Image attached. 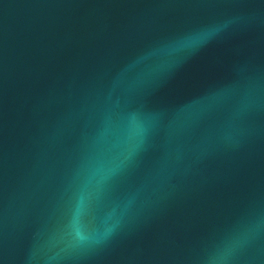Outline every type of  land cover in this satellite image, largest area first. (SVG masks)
I'll list each match as a JSON object with an SVG mask.
<instances>
[{"label":"water","instance_id":"1","mask_svg":"<svg viewBox=\"0 0 264 264\" xmlns=\"http://www.w3.org/2000/svg\"><path fill=\"white\" fill-rule=\"evenodd\" d=\"M0 264H264V0H0Z\"/></svg>","mask_w":264,"mask_h":264}]
</instances>
